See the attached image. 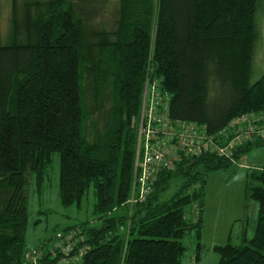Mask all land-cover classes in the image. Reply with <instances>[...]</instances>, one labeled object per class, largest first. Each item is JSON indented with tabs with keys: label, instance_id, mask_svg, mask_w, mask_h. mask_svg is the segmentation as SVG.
<instances>
[{
	"label": "trees",
	"instance_id": "16d2710c",
	"mask_svg": "<svg viewBox=\"0 0 264 264\" xmlns=\"http://www.w3.org/2000/svg\"><path fill=\"white\" fill-rule=\"evenodd\" d=\"M104 2L24 0L22 21L13 0L9 40L0 37V264H184L191 233L200 264L207 178L234 162L183 159L131 202L147 79L173 121L218 131L264 112V74L251 83L260 0H118L113 24L97 27ZM56 154L61 203L80 209L93 189L96 221L63 229L54 250L28 251V186L34 178L42 190ZM249 177L254 234L214 245L218 264H264V168ZM173 179L178 188L162 198Z\"/></svg>",
	"mask_w": 264,
	"mask_h": 264
},
{
	"label": "rangeland",
	"instance_id": "374dc122",
	"mask_svg": "<svg viewBox=\"0 0 264 264\" xmlns=\"http://www.w3.org/2000/svg\"><path fill=\"white\" fill-rule=\"evenodd\" d=\"M19 1L21 2L19 15L23 21L25 5L24 0ZM118 6V0H105L102 11L95 19L96 26L101 27L105 22L109 25L113 24ZM12 15L13 0H1L0 37L3 42L8 41L10 37ZM257 31L259 37L255 46L251 83H255L264 74V0L259 2ZM254 168H264V145L254 147L231 166L209 174L204 200L205 224L201 240L204 248L201 252L200 264H218L219 254L213 246L230 241L240 244L244 229L247 230L249 237L253 236L258 218V202L249 197L247 188L250 184L249 172ZM59 174L60 159L56 154L42 190L37 189L34 178L30 180L26 234L28 251L54 250L55 245L62 240L56 235L64 232L63 229L85 220L96 221L93 220L94 190L91 189L80 209L76 205L65 206L59 196ZM177 188L178 181L173 179L162 198L170 197ZM191 235L192 233L184 239L189 247L184 257V264H195V241ZM76 259L78 257H66L59 264H76L78 262Z\"/></svg>",
	"mask_w": 264,
	"mask_h": 264
},
{
	"label": "built area",
	"instance_id": "2783aa9c",
	"mask_svg": "<svg viewBox=\"0 0 264 264\" xmlns=\"http://www.w3.org/2000/svg\"><path fill=\"white\" fill-rule=\"evenodd\" d=\"M258 140L264 141L263 111L242 113L218 131L196 122L173 121L157 83L147 79L130 201H144L153 189L156 173L162 169L172 170L181 160L203 153L218 154L236 163V150Z\"/></svg>",
	"mask_w": 264,
	"mask_h": 264
},
{
	"label": "crops",
	"instance_id": "0c3cea01",
	"mask_svg": "<svg viewBox=\"0 0 264 264\" xmlns=\"http://www.w3.org/2000/svg\"><path fill=\"white\" fill-rule=\"evenodd\" d=\"M261 167V166H260ZM242 234V233H241Z\"/></svg>",
	"mask_w": 264,
	"mask_h": 264
}]
</instances>
